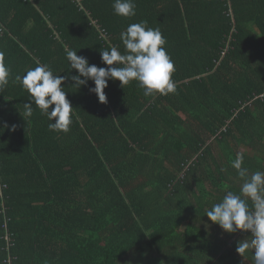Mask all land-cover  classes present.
I'll return each mask as SVG.
<instances>
[{"label": "trees", "instance_id": "16d2710c", "mask_svg": "<svg viewBox=\"0 0 264 264\" xmlns=\"http://www.w3.org/2000/svg\"><path fill=\"white\" fill-rule=\"evenodd\" d=\"M0 0V46L11 60L0 92V264H252L205 215L239 191L230 161L264 171V0ZM146 21L174 62L175 92L145 97L109 80L107 103L76 88L66 50L100 52ZM37 62L73 107L67 133L48 128L15 76ZM54 107V105L52 106ZM51 111V107L49 109ZM55 122V120H53ZM15 126V130H13ZM227 169V171H222Z\"/></svg>", "mask_w": 264, "mask_h": 264}, {"label": "clouds", "instance_id": "9594fccd", "mask_svg": "<svg viewBox=\"0 0 264 264\" xmlns=\"http://www.w3.org/2000/svg\"><path fill=\"white\" fill-rule=\"evenodd\" d=\"M112 8L119 17L136 15L135 0H113ZM120 40L123 52L118 46L100 52L102 63L108 67L90 65L87 58L77 55V51L66 50L70 70L77 73L70 76L76 88L87 86L92 81L94 87L89 91L95 93L102 104L107 103L104 89L108 87L109 80H118L122 88L135 81L145 97L175 92L176 85L172 79L174 62L166 51L167 41L159 28L148 27L146 21L132 23L120 33ZM10 76L11 69L4 63V53L0 51V92L9 84ZM68 78L54 74L49 65L39 62L23 76H15L12 82L18 83L29 94L23 119L32 116L35 105L50 122V131L69 132L73 123V107L62 88ZM243 164V153H237L230 161V167L236 172L239 191H226L205 215L225 233L250 232L249 237L237 242L236 252L246 259L251 251L252 264H264V171L250 173Z\"/></svg>", "mask_w": 264, "mask_h": 264}, {"label": "crops", "instance_id": "0c3cea01", "mask_svg": "<svg viewBox=\"0 0 264 264\" xmlns=\"http://www.w3.org/2000/svg\"><path fill=\"white\" fill-rule=\"evenodd\" d=\"M0 32L3 34L4 32L2 30H0ZM0 51H2L4 53V63L7 64L9 60H11L10 56L5 55V48L0 46ZM9 64V63H8Z\"/></svg>", "mask_w": 264, "mask_h": 264}, {"label": "rangeland", "instance_id": "374dc122", "mask_svg": "<svg viewBox=\"0 0 264 264\" xmlns=\"http://www.w3.org/2000/svg\"><path fill=\"white\" fill-rule=\"evenodd\" d=\"M157 256L155 255L154 257H152L151 259H149L146 264H159V260H156Z\"/></svg>", "mask_w": 264, "mask_h": 264}, {"label": "built area", "instance_id": "2783aa9c", "mask_svg": "<svg viewBox=\"0 0 264 264\" xmlns=\"http://www.w3.org/2000/svg\"><path fill=\"white\" fill-rule=\"evenodd\" d=\"M2 188V184H1V182H0V189Z\"/></svg>", "mask_w": 264, "mask_h": 264}]
</instances>
